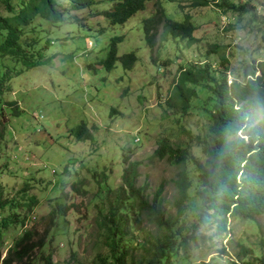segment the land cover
<instances>
[{"label": "rangeland", "instance_id": "374dc122", "mask_svg": "<svg viewBox=\"0 0 264 264\" xmlns=\"http://www.w3.org/2000/svg\"><path fill=\"white\" fill-rule=\"evenodd\" d=\"M97 1L103 3L68 12L61 25L43 24L38 66L23 69L4 62L19 71L6 99L19 102L21 115H8L0 179L4 198L19 200L20 206L6 209L0 219L17 214L20 220L2 240L0 264L26 232H32L34 240L45 237L49 243L33 253L31 264H43V252L52 254V264H103L110 257L107 242L114 224L119 228V248H129L128 261L141 259L147 234H163L125 188L124 158L140 163L136 188L144 198L151 203L162 187L166 214L175 216L180 167L169 159L155 158L154 153L165 142L199 154L201 160L200 150L186 132L203 137L209 127L211 107L202 88L197 89L198 98L188 114L166 108L180 66L208 65L218 76L231 74V83L242 66L264 60V0H209L208 8L192 12L197 43L164 41L160 28L155 55L146 41L145 19L154 15L160 2L169 17L181 20L177 2L152 0L125 24L111 25L98 16L111 4ZM233 6L243 7V16L226 13ZM116 37L122 38L119 56L134 52L138 57L131 70L118 61L109 71L102 62ZM212 44L221 51L211 54ZM222 55L229 62L225 66ZM79 127H83V138L91 134L89 139L77 138ZM81 181L84 191L77 193L73 186ZM25 186L28 193L24 195ZM28 197L36 199V204L22 207ZM58 205L67 206L64 217ZM231 227L232 237L219 243L218 249L200 250L192 263L185 264H262L264 215L255 221H232ZM222 246L225 253L220 251Z\"/></svg>", "mask_w": 264, "mask_h": 264}, {"label": "trees", "instance_id": "16d2710c", "mask_svg": "<svg viewBox=\"0 0 264 264\" xmlns=\"http://www.w3.org/2000/svg\"><path fill=\"white\" fill-rule=\"evenodd\" d=\"M151 1L108 0L111 7L99 11L98 16L106 18L111 25H122L139 12L145 11ZM172 1L179 5L181 20L169 17L160 2L157 3L154 15L145 19L146 41L153 55L156 53L160 28L163 30L164 41L173 38L190 46L197 43V27L192 21V12L208 8L209 0ZM101 3L97 0H0V162L8 115H21L19 102L6 99L11 90L10 82L19 71L11 69L4 62H10L13 67L19 65L23 69L38 66V58L43 50V24L61 25L68 12L91 9ZM231 12L243 16L245 10L233 6L226 13ZM262 37L264 42V34ZM121 42L122 38H114L107 58L102 61L109 71L115 68L118 61L127 70H131L138 61L134 52L119 56L118 45ZM220 51L218 44H212L211 54ZM228 63L222 55L221 65ZM231 77V74L216 75L208 65L203 68L195 65L180 66L179 75L165 105L168 110L188 114L194 108L193 100L198 98L197 89L206 91L211 107L207 112L208 131L203 137H193L186 132L190 142L200 150L202 159L199 154H192L184 148L159 143L154 157L169 159L180 167L176 180L178 196L173 205L176 215L172 216L166 214L162 196L164 189L161 187L158 190L151 203L146 200L136 188L140 163H130L124 158L125 188L137 199L146 217L163 235L147 234L142 245V258L128 261L129 248H119L116 241L119 228L113 222L114 215H111L109 219L114 228L109 227L110 237L107 242L110 257H106L103 264L192 263L198 251L205 248L218 249L219 243H223L229 235L232 237V221H255L264 215V60L242 66L229 83ZM82 128L77 130V138L89 139L91 134L86 131V137L83 138ZM2 167L0 164V171ZM77 185L73 186L77 193L84 191L82 181ZM21 193H28L26 186ZM28 200H23L22 207L30 208L36 204V199L28 197ZM18 201L4 198V187L0 179V216L6 209L12 211L19 208ZM58 207L59 215L64 217L67 206ZM19 220L17 214L0 219V245L10 226ZM48 245L45 237L34 240L32 232H26L8 250L2 264H26V261L31 264L33 253ZM220 251L225 253V246ZM244 251L249 255L247 250ZM52 258L51 253L43 252L41 255L43 264H52ZM261 262L264 264L263 259Z\"/></svg>", "mask_w": 264, "mask_h": 264}]
</instances>
